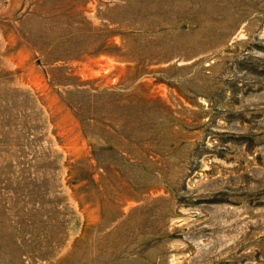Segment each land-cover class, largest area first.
I'll use <instances>...</instances> for the list:
<instances>
[{"label": "rangeland", "instance_id": "1", "mask_svg": "<svg viewBox=\"0 0 264 264\" xmlns=\"http://www.w3.org/2000/svg\"><path fill=\"white\" fill-rule=\"evenodd\" d=\"M0 264H264V0H0Z\"/></svg>", "mask_w": 264, "mask_h": 264}]
</instances>
